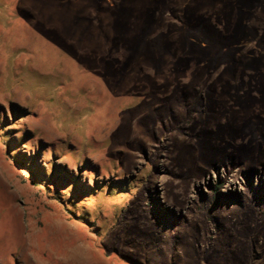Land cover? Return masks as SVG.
<instances>
[{"label":"rangeland","instance_id":"1","mask_svg":"<svg viewBox=\"0 0 264 264\" xmlns=\"http://www.w3.org/2000/svg\"><path fill=\"white\" fill-rule=\"evenodd\" d=\"M0 264H264V0H0Z\"/></svg>","mask_w":264,"mask_h":264},{"label":"trees","instance_id":"2","mask_svg":"<svg viewBox=\"0 0 264 264\" xmlns=\"http://www.w3.org/2000/svg\"><path fill=\"white\" fill-rule=\"evenodd\" d=\"M51 171H54V166H52ZM218 193V191H216Z\"/></svg>","mask_w":264,"mask_h":264}]
</instances>
